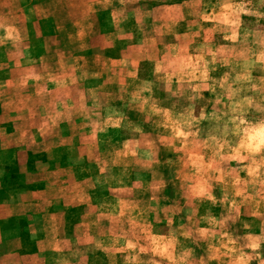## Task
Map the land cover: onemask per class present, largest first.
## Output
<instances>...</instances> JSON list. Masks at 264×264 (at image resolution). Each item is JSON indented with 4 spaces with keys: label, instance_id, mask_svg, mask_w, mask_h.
<instances>
[{
    "label": "clouds",
    "instance_id": "9594fccd",
    "mask_svg": "<svg viewBox=\"0 0 264 264\" xmlns=\"http://www.w3.org/2000/svg\"><path fill=\"white\" fill-rule=\"evenodd\" d=\"M98 2L104 10L113 6V0ZM118 2V14L125 22L126 0ZM127 3L139 4V0ZM161 7L155 18L150 10L134 9L133 18L138 13L144 22L153 19L154 35L145 37L143 27H139L141 39L132 46L134 52L119 59L109 58L111 67L105 65L113 72L109 79L117 84L119 107L109 99L111 93H103L105 98L101 99L102 85L80 87L87 78L101 77V73L84 71L80 63L84 57L68 62L61 54L57 59L59 70L52 71L43 57L34 59L25 49L28 67L17 64L22 69L17 79L5 81L0 90L11 87L20 94L33 88L42 113L28 106L32 95L19 100L17 107L21 114L27 111L29 120L40 116L36 131L41 137L55 134L62 123L71 126L76 117L89 130V153L98 150L100 136L109 129L129 133L120 147L106 150L95 161L96 184L124 194L115 203L105 201L99 205V216L109 223V242L93 237L90 231L84 241L101 251H111V264L121 254L123 264H264V0H208L207 4L205 0H183L182 4ZM185 8L189 9L187 16ZM88 11L95 9L89 6ZM187 17L193 19L181 33L178 28ZM74 27L78 28L76 38L83 51L87 32L83 24ZM0 31V47L10 43L18 49L23 43L15 25L0 21ZM166 36L172 40L162 44ZM144 60L152 64L151 79L140 76L139 64ZM37 63L42 71L36 70ZM160 86L163 99L156 95ZM5 106L11 108L13 101ZM129 111H135L143 123L158 130L157 140L142 141L150 134L142 123L130 119ZM157 142L176 157L165 163L175 169L185 204L208 203L211 208L219 206L223 210L217 217L211 208L206 209L200 216L205 226L195 228V236L206 244L207 261L204 256L197 257L194 248L181 243L182 239L192 240L193 231L185 230L184 224L172 227L174 215L167 219L169 231L158 233L138 201L127 198L132 195L125 183V178L131 179L128 170L139 167L150 172L160 164ZM117 168L120 173L114 171ZM142 181L137 173L132 187ZM167 187L161 174L156 191ZM217 189L219 198L215 195ZM149 199L155 201V196ZM242 209L249 210L251 219L261 221L258 234L251 223L241 219ZM187 219L191 221L192 217ZM238 221L244 230L242 236L228 230L230 223ZM97 224L92 222L89 227ZM52 250L63 252L55 245ZM142 256L149 259L143 260ZM56 264L71 261L61 255Z\"/></svg>",
    "mask_w": 264,
    "mask_h": 264
},
{
    "label": "rangeland",
    "instance_id": "374dc122",
    "mask_svg": "<svg viewBox=\"0 0 264 264\" xmlns=\"http://www.w3.org/2000/svg\"><path fill=\"white\" fill-rule=\"evenodd\" d=\"M58 1L59 0H32V2L29 3V0H0V21H7L15 25L20 30L23 37V43L18 46V49H14L10 43L4 47H0V78L7 76L18 77L22 69L18 68L17 64L22 65L23 68L28 67L26 64L28 53L24 51L25 49L30 51V55L34 59L38 60L43 55V38L44 36L53 34L54 24L50 19H35L30 12L31 5H38L39 2L46 3V8L53 11V7L60 8L62 6L61 3L56 4ZM176 1L182 2L183 0H154L141 3L140 6L148 8L164 5L165 3V5H168L170 2L176 3ZM212 2H215V0H212ZM205 3L207 4L208 0H205ZM118 6L121 7L120 4ZM134 6H136L135 3L126 4V10H129L127 12V17L130 15L131 8H134ZM64 9L63 6L62 13L58 12V14H62V17L70 14ZM188 11V8L184 9L186 16ZM159 13L160 12H157L153 18L157 17ZM192 19L193 17H187V22H182L178 31L180 32L181 29L186 31L188 23H190ZM58 22L67 33L76 32L78 28L74 27V25L78 23L83 25L86 24H84V20L68 21L60 19ZM104 23L106 22L104 21ZM125 23L128 25L126 26L128 30L131 31V34L126 41L119 40L120 38L118 37L122 35L114 36L119 41L112 42V48L110 49L111 54H108L119 55L128 45L133 49L132 46L141 39V32L138 30L139 27H143V34L145 37L147 36L145 32L149 29L144 27L142 20L137 22L136 20H131V17H129L120 27L125 26ZM261 23H264V21ZM89 27L88 25L85 26L87 35L84 42L86 46L87 42L89 44L90 39L91 43L96 42L97 44L99 38V36L94 35V32L92 33ZM34 30L37 31L38 36H35ZM0 35H3L2 31H0ZM70 36L71 39H69ZM74 39H76L75 35L65 34L62 36V42L65 44H67V41H72ZM171 40V36H166L162 39L161 43H167ZM216 40L219 42V37H217ZM52 42L56 41H50L51 45ZM91 50L93 52L97 51L96 48ZM91 50L84 52L88 53ZM105 53L106 52H104V54ZM80 54H83L81 50L77 52V55ZM12 59L15 60L12 61ZM4 62L10 65H6L5 68H2V63ZM139 70L141 78H152V64L147 62V60L139 64ZM93 73H98L96 68ZM219 74L220 73H214V75ZM100 81L85 80L80 87L88 88L100 86L98 85ZM110 85L111 86L102 85L103 92L100 94L101 99L105 98L103 93H111L109 99L116 102V106L119 107L118 96L120 93L117 91V84L113 83ZM160 88L161 90H158L156 95L163 99L164 93L162 91V86H160ZM204 95L208 97L209 94L206 92ZM37 113H42V111H37ZM128 116L132 121L142 123L145 132L150 134L141 138L142 141L145 139L157 140L158 130H155L151 124L143 123V118L135 111H129ZM39 122V115L36 116L34 121L26 118L24 121L12 122L0 112V171L2 164L3 168L6 164L9 167L6 173H8L10 178V184L8 186L0 182L2 190H6V193H0V203L9 200V202H6L4 205L6 210H1V212L6 211L2 213V216L11 212L12 217H16V221L18 222L15 231L10 230L6 235H8L7 238H19V236L22 237L20 233H24V237L27 241L31 240L34 244H32V246L26 244L30 249L23 251H25V254L28 256L36 252V255L30 256L27 259H24V252L19 254L23 256L21 259H13L12 255L8 254L10 251H7L8 247L13 246L6 245L7 247H4L1 252L0 264H56L61 255L68 258L71 264H111L110 257L113 255L111 251H101L90 244L84 243V241L87 239L90 231L93 237L102 239L105 243L109 242L107 236L109 223L107 219L99 216V213L102 211L99 205L105 201L115 203V200L124 194L111 192L108 185L101 187L96 184L98 168L95 161L101 158L106 150L120 147L122 141L129 137V133L126 131L109 129L106 135L100 136L101 143L98 146V150L89 153L87 149L92 143L88 138L89 130L84 126L79 117L74 118L71 126L62 123L55 134L44 137H41L36 131ZM81 129H83V131H81ZM5 141L14 142L26 148L25 165L21 167L25 168L24 174L22 171L20 172L21 174L18 173L16 168V149L5 148V145H9V142ZM33 149L38 151L41 149L45 150L33 153L31 152ZM157 149L160 164L158 166L154 165L152 171H144L139 167L135 169L130 168L128 170L131 179L125 178V183L129 185V191L132 192V195L127 198L138 201L140 207L145 210L147 219L153 223L154 230L158 233H167L169 231L167 219L174 215V224L172 227L175 228L180 224H184L185 230L191 229L193 231L192 240L182 239L181 243L194 248L196 256H204L207 261L206 244L199 241L195 236V228L205 226L200 222V216H203L206 209L211 208V205L208 203H204L203 205L185 204V200L182 198V194L179 191L178 182L175 180V169L165 163L166 159L171 158L175 161L176 157L166 151L165 147L158 142ZM12 156H14V159H12ZM34 166L40 168L37 170V174H34L36 173ZM30 171H33V173L31 172V175L29 173V176H26ZM114 171L120 173L121 169L117 168ZM137 173L143 178V181L133 188L132 181L136 179ZM161 174L163 179L167 182L168 187L163 191L157 192L156 187L161 179ZM25 176L34 179L35 182L37 181L39 183L37 185L45 184L46 187L35 188L36 183H32L31 187L26 188L28 185H25V183H27V178L24 179ZM1 177L2 176H0V178ZM3 177L2 181L5 179ZM109 183L115 186L114 182L110 181ZM13 188L19 190L12 191ZM39 190L44 191L41 196H38L41 197L40 201L47 203L37 204L28 200L29 197L26 195L27 192H35V194H37L36 191ZM215 195L217 198L220 197L219 189H217ZM150 196H155V201H151L149 199ZM33 197L35 198V195ZM87 197H90V199ZM36 202H38L37 197ZM16 204H18V206L15 207ZM51 204H53V206H51ZM50 207H53V212L47 210ZM66 207H68V209H66ZM21 208L22 210H19ZM196 209H198V212H195ZM104 211H106V209ZM211 211L212 214L217 217L223 214V210L219 206L211 208ZM241 211L244 213L241 219L251 223L253 225L252 230L258 234L261 221L259 219H251L248 215V209H242ZM262 211H264V209H262ZM194 212L195 214H193ZM188 216L192 217L191 221L187 219ZM92 222H98V224L90 228L89 226ZM228 230L235 232L236 235H244V230L241 227L240 221L235 225L230 223ZM39 233L42 235V239L38 238ZM32 235H34V237H32ZM7 238L6 240H13V238ZM59 239H66L68 242L65 241L63 243L58 241ZM193 240L197 242L193 243ZM23 241L22 237L21 246ZM141 242L143 243V241ZM122 243L123 241H121V244ZM197 244L199 246H197ZM54 245L62 248L63 252H54L52 250ZM4 255H8L7 260H4ZM114 259L115 264H123V254L116 255ZM142 259L147 260L149 257L142 256ZM162 264H166V262H162ZM211 264H216V262L212 261ZM253 264H255V262H253Z\"/></svg>",
    "mask_w": 264,
    "mask_h": 264
},
{
    "label": "crops",
    "instance_id": "0c3cea01",
    "mask_svg": "<svg viewBox=\"0 0 264 264\" xmlns=\"http://www.w3.org/2000/svg\"><path fill=\"white\" fill-rule=\"evenodd\" d=\"M76 1V2H74ZM149 1H154V0H139V4H136V6H134V8H131L130 11V15L127 17V11L126 10V4H127V0H126V4L124 6V14L127 17L126 21L128 20L129 17H131V20L133 21H137L140 22L141 21V17H139V14L137 13V15L135 16V18H133V11L134 9H140L143 8L141 5V3H145V2H149ZM32 0H29V3H31ZM59 0L56 4H62V6L60 8L57 7H53L52 10H49L48 8H46L47 4L46 3H40L37 5H31V9L30 12L33 14V17L35 19H50L53 24H54V31L52 35L50 36H44L43 40H44V53L41 57L44 58V64L47 65L49 67L50 70L52 71H58V67H57V59L58 57H61L62 54V58L65 59L68 62H71L73 58H79V57H84L83 60L80 61V63L82 65H84V71H86L87 73L91 74L94 72V69H97L98 73H101V77L100 79H91V78H87L86 80H95V81H100V84L98 85H108L111 86L110 84H113L114 81L113 79H109V77H113V72L112 71H108L107 68L105 67V65H108V67H111L109 58H113V59H119L120 57H125V56H129L130 54L133 53V49H131V46H126L125 49H123L122 53H120L119 55H110L111 54V48H112V42L113 41H119V40H125L129 37V35L131 34V31L128 30V25L125 23V26H121L120 25L124 22H121V17L118 14V10H121L119 5L118 0H113V6L109 7L107 10H104L101 7V4L98 2V0ZM183 1H176L175 2H170V4L168 5H173V4H182ZM129 4H133V3H129ZM166 4V3H165ZM164 4V5H165ZM64 6V10H66L67 12H69L70 14L62 17V14H58V12L62 13V7ZM91 6L92 8L95 9L94 12H89L88 11V7ZM162 5L160 6H153V7H148V8H143L145 11H151L152 13V17L157 13V12H161L162 11ZM78 20V21H82L84 20V28L86 25L90 26L89 28L91 29L92 33L94 32L95 36H99L98 38V43L96 44V42L91 43V39L89 40V44L87 42V46L85 50H81L79 49V44H78V40L77 38L72 40V41H67V44L62 42V36L65 34H70V35H75L76 36V32L78 30H76V32H66L62 26L59 25V20ZM106 23H104V21ZM125 21V22H126ZM144 27L148 28L149 30L145 32V35L147 36H151L154 35L153 31H152V25H153V19L151 20H147L146 22H144ZM127 25V26H126ZM147 25V26H146ZM130 26V25H129ZM120 27V28H119ZM62 30V31H61ZM187 30V28H186ZM181 33L184 32V29L180 30ZM34 34L35 36H38V33L36 30H34ZM116 35H122L118 38H120L119 40L116 39ZM146 36V37H147ZM123 38V39H122ZM116 39V40H114ZM61 40V41H60ZM50 41H56V42H52V45L50 43ZM85 43V42H84ZM126 43V42H125ZM97 51L93 52L91 49H95ZM81 50V52L83 54L77 55V52ZM87 50H91L88 53H85L84 51ZM104 52H106L104 54ZM110 53V54H108ZM40 57V58H41ZM39 58V59H40ZM38 59V60H39ZM7 61H10L9 59H6ZM15 59H12V61ZM6 65H10L9 63H2V68H5ZM38 63L35 65L36 70L37 71H42V66L41 64ZM80 73H77V75H79ZM17 79L16 76H7V77H3L0 78V85H3L5 83V81H15ZM109 83V84H108ZM48 87H51V85H49ZM115 91V89H114ZM28 95H32V100L28 101V106L29 107H33L34 110L37 111H43L41 108V105L38 103L35 95H34V90L32 87H29L28 89H26L23 93L20 94H16L14 93V91L12 90L11 87L0 90V112L2 114H4L6 117H8V120L15 122V121H24L26 120V118L28 119V113L27 111H24L22 114L19 111L17 104L19 102V100L24 99L26 96ZM73 96L75 97V91L73 92ZM12 100L13 101V106L11 108L6 107V103L7 101ZM22 118H17L18 116H21ZM5 142H9V145H5V148H10V149H16V168L18 173H20L21 171L23 172V174L25 173L24 169L25 168H21L23 167L24 162L26 160V154H25V147H22L19 144H15L14 142H10V141H5ZM14 144V145H13ZM45 150V149H44ZM43 149L41 150H36L33 149L31 152L33 153H38L40 151H44ZM12 159H14V156H12ZM5 164V163H4ZM3 164H2V168L0 171V176H4L3 178H5L2 181V177L0 178V182L4 185H9V176L8 173H6L3 170ZM40 169L37 166H34V170L37 174V170ZM31 172L33 173V171L28 172L31 175ZM21 174V173H20ZM7 176V177H6ZM24 177L27 178V177ZM27 183H25L26 188L31 187L32 183H36V187L35 188H43L46 187V185H37L39 184L37 181L35 182L34 179L32 178H27L26 179ZM45 183V181H44ZM14 184V183H13ZM4 189V187H3ZM19 189L17 188H13L12 191H18ZM40 191V192H39ZM36 191L37 194H35V192H27L26 195L29 197L28 200L33 201V203H37V204H45L47 202H43L40 201L41 194H43V190H39ZM0 193L4 194L6 193V190H2V185L0 184ZM35 195V198L33 197ZM36 197L38 199V202H36ZM9 202V200H6L5 202H1L0 203V256H1V252L3 250V248L7 247L6 245H12L13 247H8L7 251L8 254L12 255L13 259H21L24 256V259L29 258L30 256H34L36 255V252L30 256L26 255L25 251H27L28 246H32V241H27V239L24 237V233H20V235L23 237V242H22V246H21V239L22 237L19 236L18 237H12L13 240H6L7 236L6 233H8L10 230H14L17 228L18 226V222L16 221V217H12L11 212L6 214L5 216H2V213L5 212H1V210H6V207H4L5 203ZM50 203V202H48ZM18 206V204L15 205V207ZM21 206V205H20ZM51 206H53V204H51ZM47 209V208H46ZM66 209H68V207H66ZM19 210H22L19 209ZM50 212H53V207H50L47 209ZM11 211V210H10ZM32 234V233H31ZM35 234V233H33ZM41 234L39 233L38 238H41ZM32 237H34V235H32ZM12 238H7V239H12ZM58 241L61 242H65L67 241L66 239H59ZM68 242V241H67ZM5 244V245H4ZM28 246H27V245ZM25 250V251H23ZM24 252V255H19L21 253ZM4 260H7L8 255H4Z\"/></svg>",
    "mask_w": 264,
    "mask_h": 264
},
{
    "label": "trees",
    "instance_id": "16d2710c",
    "mask_svg": "<svg viewBox=\"0 0 264 264\" xmlns=\"http://www.w3.org/2000/svg\"><path fill=\"white\" fill-rule=\"evenodd\" d=\"M5 172L9 170V167L5 164L4 165V169H3Z\"/></svg>",
    "mask_w": 264,
    "mask_h": 264
}]
</instances>
